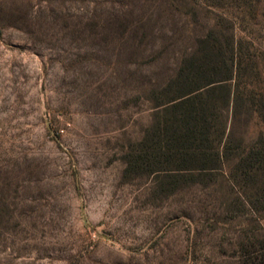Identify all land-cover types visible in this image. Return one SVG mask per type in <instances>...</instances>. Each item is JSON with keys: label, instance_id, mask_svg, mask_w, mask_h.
<instances>
[{"label": "rangeland", "instance_id": "obj_1", "mask_svg": "<svg viewBox=\"0 0 264 264\" xmlns=\"http://www.w3.org/2000/svg\"><path fill=\"white\" fill-rule=\"evenodd\" d=\"M217 16L264 73V0H0V264H264V203L228 174L125 172L146 89Z\"/></svg>", "mask_w": 264, "mask_h": 264}, {"label": "trees", "instance_id": "obj_2", "mask_svg": "<svg viewBox=\"0 0 264 264\" xmlns=\"http://www.w3.org/2000/svg\"><path fill=\"white\" fill-rule=\"evenodd\" d=\"M217 18L174 73L146 89L153 115L125 154V172L155 174L178 187L228 174L244 202L264 203V131L246 140L238 130L253 116L264 128L261 59L230 19Z\"/></svg>", "mask_w": 264, "mask_h": 264}]
</instances>
